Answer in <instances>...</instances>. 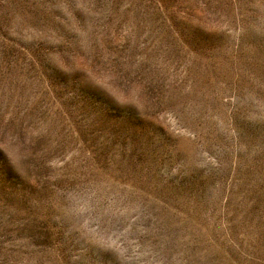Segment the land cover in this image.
<instances>
[{
    "label": "rangeland",
    "instance_id": "374dc122",
    "mask_svg": "<svg viewBox=\"0 0 264 264\" xmlns=\"http://www.w3.org/2000/svg\"><path fill=\"white\" fill-rule=\"evenodd\" d=\"M0 264H264V0H0Z\"/></svg>",
    "mask_w": 264,
    "mask_h": 264
}]
</instances>
